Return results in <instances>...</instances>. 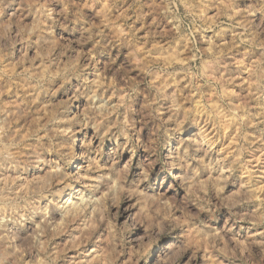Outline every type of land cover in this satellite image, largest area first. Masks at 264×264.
Segmentation results:
<instances>
[{
  "label": "clouds",
  "instance_id": "clouds-1",
  "mask_svg": "<svg viewBox=\"0 0 264 264\" xmlns=\"http://www.w3.org/2000/svg\"><path fill=\"white\" fill-rule=\"evenodd\" d=\"M0 264H264V0H0Z\"/></svg>",
  "mask_w": 264,
  "mask_h": 264
}]
</instances>
